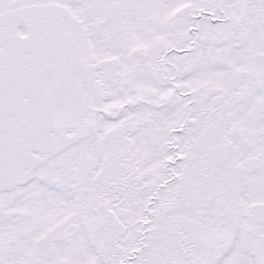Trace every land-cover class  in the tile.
Instances as JSON below:
<instances>
[{
    "label": "snow or ice",
    "instance_id": "1",
    "mask_svg": "<svg viewBox=\"0 0 264 264\" xmlns=\"http://www.w3.org/2000/svg\"><path fill=\"white\" fill-rule=\"evenodd\" d=\"M0 264H264V0H0Z\"/></svg>",
    "mask_w": 264,
    "mask_h": 264
}]
</instances>
